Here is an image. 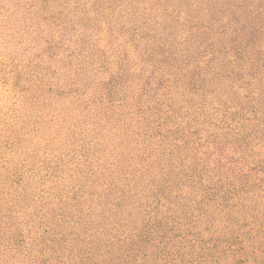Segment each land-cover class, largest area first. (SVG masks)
Masks as SVG:
<instances>
[{
    "label": "trees",
    "instance_id": "16d2710c",
    "mask_svg": "<svg viewBox=\"0 0 264 264\" xmlns=\"http://www.w3.org/2000/svg\"><path fill=\"white\" fill-rule=\"evenodd\" d=\"M40 1L102 29L95 41L75 37L46 99L73 135L82 130L96 168L71 216L48 209L15 229L27 248L15 260L264 264L252 245L211 259L182 241L178 222L183 192L209 183L220 143L264 141V0Z\"/></svg>",
    "mask_w": 264,
    "mask_h": 264
},
{
    "label": "rangeland",
    "instance_id": "374dc122",
    "mask_svg": "<svg viewBox=\"0 0 264 264\" xmlns=\"http://www.w3.org/2000/svg\"><path fill=\"white\" fill-rule=\"evenodd\" d=\"M39 1L0 0V264L26 256L15 229L28 220L48 209L71 216L96 168L82 130L73 135L69 118L53 114L46 99L58 93L75 37L95 41L102 29L69 6L42 11ZM245 141L220 143L209 183L182 194L179 235L208 246L211 259L224 247L264 254V141Z\"/></svg>",
    "mask_w": 264,
    "mask_h": 264
}]
</instances>
